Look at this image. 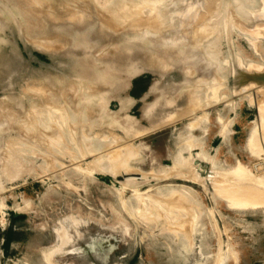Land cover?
Wrapping results in <instances>:
<instances>
[{"label": "rangeland", "instance_id": "374dc122", "mask_svg": "<svg viewBox=\"0 0 264 264\" xmlns=\"http://www.w3.org/2000/svg\"><path fill=\"white\" fill-rule=\"evenodd\" d=\"M148 1L0 0V264H264V2Z\"/></svg>", "mask_w": 264, "mask_h": 264}, {"label": "bare ground", "instance_id": "6f19581e", "mask_svg": "<svg viewBox=\"0 0 264 264\" xmlns=\"http://www.w3.org/2000/svg\"><path fill=\"white\" fill-rule=\"evenodd\" d=\"M157 1V0H156ZM155 1V2H156ZM173 2H174V0H172ZM176 1V0H175ZM193 1V0H192ZM196 1V0H195ZM198 1V3L200 4V3H202V6H204L205 8H207V7H209V6H205V5H207V3L208 2H211L210 0H205V2L204 1H202L201 2V0L199 1V0H197ZM206 1H208L207 3H206ZM151 2H153V1H148V3H146L145 5H147V6H145L146 8L148 7V8H150L149 6H151L152 4H151ZM158 2H160V1H158ZM162 2V1H161ZM178 1H176V2H174V3H171V4H175L176 5V3H177ZM189 2H190V4H191V1L189 0ZM189 2H186L187 4L189 3ZM213 2H216V0L215 1H213ZM219 2V1H218ZM263 2H264V0H263ZM151 5H150V4ZM169 3V2H168ZM193 3H194V1H193ZM204 3H206L205 5H204ZM157 4V3H156ZM196 4H197V2H196ZM199 4H197L198 6H200ZM134 5H136V4H134ZM134 5H130V6H125V11L124 12H122V16H125L126 15V11H131V13L132 12H134V10H135V14H137V12L136 11H139V10H136L138 7H135ZM140 5H142L143 6V4H140ZM193 5V4H192ZM208 5H210V3L208 4ZM214 5V4H213ZM216 5V4H215ZM136 6H138V4L136 5ZM142 6H141V8H142ZM157 6V5H156ZM163 6V5H162ZM162 6H159V7H162ZM166 6H168V5H166ZM180 6V5H179ZM145 7H143L142 9H141V11L142 10H144V8ZM152 7V6H151ZM169 7H170V5H169ZM168 7V8H169ZM188 7H191V5L189 6L188 5ZM211 8L210 9H208V10H211L212 12H213V6L211 5L210 6ZM176 8H179V7H176V6H174V10L176 9ZM192 8H196V7H191V9ZM200 8L202 9V7L200 6ZM204 8V9H205ZM139 9V8H138ZM152 9L153 10H155V9H157V8H154V5H153V7H152ZM163 9H165V8H163ZM170 9V8H169ZM184 9V8H183ZM185 9H189V8H185ZM184 9V10H185ZM197 9H198V7L195 9V10H193L192 12H197ZM150 10V9H149ZM158 10H159V8H158ZM157 10V11H158ZM176 10H178V9H176ZM181 10V9H180ZM183 10V11H184ZM199 10V9H198ZM207 10V11H208ZM129 11V12H130ZM162 11V10H161ZM168 11V10H167ZM185 11H187V10H185ZM191 11V10H190ZM201 11H206V10H201ZM206 11V13H211V11H209V12H207ZM140 12V11H139ZM138 12V14L137 15H139V17H137L136 18V15H135V17L134 18H136L135 19V22H137L138 23V25H141V24H143V25H145L144 23H146V24H151V23H153L154 24V22L156 21L155 19H157L158 20V18H162V14H161V16H159L157 13H156V11H155V13L157 14L156 15V17H158V18H151V17H149L150 15L149 14H147V15H149L148 16V18H145V19H143V18H141V17H147L145 14H142V13H139ZM164 12V11H163ZM170 12V11H169ZM167 13V14H170V13ZM182 12V11H181ZM201 13V15H200V17L202 16H204V15H202V14H206V13ZM149 13V12H148ZM152 13V12H151ZM150 13V14H151ZM183 13V12H182ZM181 13V14H182ZM186 13V12H185ZM129 14V15H128ZM140 14H142L141 15V17H140ZM152 14H154V12L152 13ZM152 14H151V16H152ZM207 14V18H208V15ZM250 14V13H249ZM256 14V13H255ZM120 15V14H119ZM134 16V14H130V13H127V16ZM178 15V14H177ZM180 15V14H179ZM179 15H178V17H179ZM211 15H213V14H211ZM210 15V16H211ZM252 15H253V12H252ZM251 15V16H252ZM102 16V15H101ZM154 16V15H153ZM173 16V15H172ZM184 16V15H183ZM205 16L203 17V20H206V19H204L205 18ZM253 16H255V15H253ZM121 16H118V18L119 19H121L120 18ZM164 17V16H163ZM169 17V16H168ZM186 17V16H185ZM200 17H198L199 19H200ZM212 17V16H211ZM259 17V18H258ZM128 18V17H127ZM127 18H125V19H127ZM132 18V17H131ZM134 18H132V19H134ZM166 18H167V16H166ZM166 18H164V19H166ZM258 18V19H257ZM123 19V18H122ZM160 19L158 20V22H160ZM163 19V18H162ZM163 19V20H164ZM180 19V18H179ZM108 20V19H107ZM128 20H129V18H128ZM176 20V19H175ZM203 20H201L202 22H204ZM162 21V20H161ZM177 21V20H176ZM157 22V21H156ZM155 22V23H156ZM157 22V23H158ZM174 22V21H173ZM196 22V21H195ZM198 23L200 22V20L199 21H197ZM161 23V22H160ZM163 23V22H162ZM178 23V22H177ZM182 23V22H181ZM206 23V22H205ZM205 23L203 24L202 23V25H205ZM164 24V23H163ZM168 24V23H167ZM194 24V23H193ZM193 24H191V25H193ZM159 25V24H158ZM179 25V24H178ZM240 25H242V23L240 24ZM244 25L245 24H243V26H241L242 28L244 27ZM251 26H249V27H244L246 30H248V32H250V34H252V41H253V43H254V46H255V48H257V49H263L264 48V40H261V39H259V38H257V37H255L254 36V34H257V33H260V32H262V31H264V15H258V16H256V21H255V23H252V24H250ZM146 26V25H145ZM149 26V25H148ZM196 26V25H195ZM166 27H168V26H166ZM173 27H174V25H173ZM141 28V27H140ZM158 28V27H157ZM175 28V27H174ZM193 28H194V26H193ZM162 29V28H161ZM185 29V28H184ZM193 30V29H192ZM197 31V30H196ZM195 31V32H196ZM194 32V31H193ZM197 36V35H196ZM257 66V65H256ZM259 67V66H258ZM257 68H255V70H254V66H248V68L247 69H244V74H245V76H251V78H253V79H257V81L256 82H258V80H261V79H264V75L262 74V73H260L259 71L257 72V70H256ZM242 72H243V70H242ZM251 84V83H250ZM263 91H264V89H263ZM264 94V93H263ZM264 98V95L262 96V99ZM263 101V100H262ZM264 102V101H263ZM262 105V106H261ZM260 106V108L261 109H264V107H263V103L261 104ZM263 107V108H262ZM261 109H260V111H261ZM263 112V111H262ZM262 114V117H263V113H261ZM264 139V138H263ZM240 179V178H239ZM247 179H249V178H247ZM258 179V178H257ZM262 179V178H261ZM263 180H264V178H263ZM259 181V180H258ZM258 181L257 182H254V183H252V184H250V183H247L246 185H244L243 183H242V180H237L236 182H234V183H232L233 185H231L230 187H228V191L229 192H231V193H234V194H237L238 196H239V198L240 199H248L247 200V202H254L255 204L257 203V204H263L264 205V181L261 183H258ZM257 183V184H256ZM231 189H233V190H235V191H232ZM246 202V201H245Z\"/></svg>", "mask_w": 264, "mask_h": 264}]
</instances>
